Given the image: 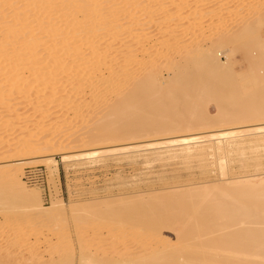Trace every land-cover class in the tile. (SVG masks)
Here are the masks:
<instances>
[{"label":"rangeland","instance_id":"1","mask_svg":"<svg viewBox=\"0 0 264 264\" xmlns=\"http://www.w3.org/2000/svg\"><path fill=\"white\" fill-rule=\"evenodd\" d=\"M206 1L180 0L183 3L178 2V6H176L179 7L180 5L179 9H182L180 10L182 13H179L180 11L175 12L174 7V10L172 9L170 4L173 6L176 4L172 3V0L167 3L168 6L167 4L164 5L166 8H170L166 9L169 13L165 18L171 16L172 18L169 19L178 18L179 21L182 19L184 26L186 25L185 27L181 26L183 23L173 25V30H170L172 33L166 39H169V43H167L172 46L171 48L168 46L167 49L159 45L152 48V51L140 52L146 46L145 42L153 41L159 36V30L156 29V22H154L159 19L157 17L158 11L156 15L154 14L149 18L151 23L144 22L142 12L138 13L140 17L135 16L133 19L127 18L122 21L123 26L128 25L130 22L133 23L135 19L141 21L143 24L139 27L145 31L139 29L138 34H132V38V35L128 37L126 27H123L120 30L122 32H119L125 45H128V43L131 45L132 43L136 48L133 49V46H131L130 52L131 54L135 52L138 55L136 56L137 60L133 65H128L131 67L129 68L131 72L133 70V74L136 73L135 76L132 74L135 80L142 77L151 67H161L163 64L158 84L166 92L169 89L175 91L178 84L172 82L171 72L164 70V68L166 69L164 64L172 60L169 57L173 58V56L176 57L178 54H182L194 44L208 46L216 42L220 36H229L230 34V37H232V33L234 34L237 30H240L245 23H252L253 25L254 22L253 26H256V22L250 20L251 15L248 14L250 15L248 17L246 13L255 12L260 7L264 11V0H234L233 4L229 3L228 0H215L212 3ZM244 1H250L251 4L249 2L246 5L251 6L241 7L240 3ZM155 2V5L152 2L151 6L154 5L152 7L159 9L162 2ZM219 7L223 10V12H220L222 14L210 17L208 13L213 8L216 10ZM224 7H227L226 11ZM132 8L134 9V7H130L129 10L132 11ZM135 8V10H138L141 7ZM246 18L249 19L246 20ZM196 20H200L201 24L197 25ZM257 25L258 28L260 24ZM262 25L259 29L256 28L258 31L255 30V34L254 32L252 34L245 33L249 35L248 37L246 35L247 39L242 35L239 37L241 39L238 38L237 40L238 36L236 37V34L239 32L237 31L234 34L235 42L232 41L230 45L229 43L222 45L224 48L222 46L216 48V50L219 49L217 54L219 62L222 66H224L223 64L226 65L224 68L220 66V70L217 71L225 72L228 83L231 82L229 79L236 77L234 80H236L235 82L238 81L237 86L239 84L241 88L248 90L249 84H247L245 74L249 70L248 64H252L250 62L257 63L258 61L259 63L257 48L253 43L258 37L257 34H259L258 38L264 39V24ZM178 26L186 28L187 31H184V28V30L178 31L181 30ZM149 29L152 30L151 34L148 31ZM181 32L186 34L183 33L182 35ZM122 33L130 39L123 37ZM253 34L256 37L255 39L254 37L252 39ZM136 35H138L137 38ZM154 36L155 38H153ZM242 37H244V40ZM248 39L250 41L252 39L253 42L247 41ZM128 40L129 42L126 44ZM136 40L139 43H135ZM141 40H143L142 43ZM141 45L142 47H139ZM138 47L141 49H138ZM135 50H138L137 53ZM190 57L192 58V56ZM190 57H185L187 61L182 57L183 60L182 58V61L180 60L183 63L182 65H186L187 71L190 68L189 71L191 72L199 71L197 65L201 61L200 58L193 56V59H191ZM226 58L228 61H226ZM144 61L146 64H144ZM123 63L119 64L122 65ZM227 66H229L230 71ZM260 67L258 64V68L261 69L260 74H262L264 71ZM229 74L232 77H229ZM123 80L125 84L127 83L126 79H121L120 91L126 89ZM170 85L175 87L171 88ZM121 86L124 88L122 89ZM150 91L152 94H150ZM150 91L147 90L141 96L142 99H136L135 104L137 107L131 112L144 108L152 100V103L148 104L156 108L157 115L154 114V109L148 106V110L153 111L150 110L151 113L149 112L151 116L148 119V124L153 126L162 119L158 112L166 108L168 102L167 99L162 100V102L161 99L159 100L160 94H156L152 89ZM179 91L177 93H180ZM184 92H182V97L177 94L179 100L176 103L178 102L179 105L177 104L174 111L172 109L175 115L180 111L179 107L182 108L181 104L185 105L189 103L188 101L192 102V99H199L196 97L197 93L195 91L196 94L192 93L193 91H186V93L194 94L193 96L196 99L191 94L184 95ZM12 95L15 94H8L5 97V102L12 103ZM213 95L208 99L201 100L209 117H213V119L217 117L216 119H218L224 110L229 109L233 112L236 110L241 116H243L242 112L246 114V111L242 108L243 105L241 106L240 103L226 101L219 92ZM151 96L152 98H150ZM38 99H43L42 95H38ZM148 99L149 101H147ZM154 99H157V101ZM58 108L56 103L52 102L38 111L30 110V112L23 113L22 119L19 121H9L7 118L10 117V112L0 106V133L3 130H9L10 132L6 135L2 133L0 137V166L14 165L19 168V176L23 181L25 192L36 195L45 210L44 213L34 215L29 209L15 208L16 203H18L17 200L15 202L8 200L10 198L8 189L0 182V192L7 193V196L4 194L6 198L3 196L6 201L2 200L7 202V209H2L0 204V264H192L195 261V264H263L261 262L263 261L262 258H249L242 245H235L237 251L232 248L233 251H231L229 250L230 245L228 247L227 244L228 249H224V243L227 241L228 234L246 224L244 227L264 229V194L260 195L264 191V133H255L252 130L244 131L221 138L218 141L199 140L184 147L174 144L157 147L138 146L125 150L102 151L73 159L63 158L62 156V154L85 152L91 149L119 146L127 143L143 144L149 140L153 141V139L180 134L184 136L195 133L206 134L212 130L223 131L239 125L247 128L259 121L253 118L252 120H242L243 117L240 118V115H237L240 119L237 120L236 117L233 123L227 125L219 123L214 127H212L213 125H210V127H207L208 125L206 127L199 126L186 132L172 131L162 134L147 132L143 133V136L140 135L138 138L132 137L131 139H123L111 133L112 135L107 141L91 142L89 140L91 131L88 130V127L93 126L95 114L92 115L90 112L91 114H86H90L89 117L71 120L69 118L70 112L62 115L60 114V108ZM237 109L242 111H237ZM148 110L145 111L148 113ZM45 111L52 114L42 119L41 116L47 114ZM145 111L144 113H146ZM130 115L124 117L125 119H118V123H128L127 126H130L131 122V125H133L135 122L132 123V121L136 120V117L128 120ZM37 116L41 117V120L35 119ZM153 122L155 123L153 124ZM37 130L43 132L36 136L32 135ZM41 141L53 144L45 151L30 148L29 151L19 155L21 152L19 147L21 148L22 145L29 146ZM39 168L43 172L44 183L41 185L26 184L23 179L24 171ZM246 179L250 184L253 183L252 186L249 184L251 188L247 185ZM235 183L237 186H235ZM248 191L251 195L246 194ZM260 191L261 193L258 194ZM61 201L64 204L63 208L56 210L55 205H58ZM166 205H172V207L169 206L172 212ZM160 208L162 209L160 210ZM131 209L138 211L139 215H143V218L146 217L145 220L143 219L144 224L141 225H147L149 221L152 223V220L153 223L157 222L155 217L153 218L154 213L152 214V210L149 211V209H153V212L160 211L157 214H161L164 219L159 221V230L155 234H150L146 230L143 231V228H141L143 226L138 225L140 220L137 221L138 219L131 217L129 211ZM113 210L114 213L117 212L111 218L112 221L103 218L106 211L108 213L113 212ZM235 217L241 219L243 223L240 225L238 222L237 224L232 222V224L229 223L224 226L226 218L227 220H233ZM146 222L147 224H145ZM184 225L192 229L196 227V231L191 229L192 231L188 232L189 229L187 230ZM122 227H130L133 231L132 236L121 237L119 230L114 231ZM262 238L264 239V236ZM28 248L32 250L30 256L26 253ZM12 252H19L16 253L19 256L9 259L8 253L13 255ZM21 253L23 255L20 256ZM2 256L5 258L4 260Z\"/></svg>","mask_w":264,"mask_h":264},{"label":"bare ground","instance_id":"2","mask_svg":"<svg viewBox=\"0 0 264 264\" xmlns=\"http://www.w3.org/2000/svg\"><path fill=\"white\" fill-rule=\"evenodd\" d=\"M155 1H160L159 3L162 2L160 7L158 6L159 9H156V7H152L156 3ZM203 1L207 2L206 0ZM210 1L212 3V1L215 0H208V2ZM235 1L228 0V2L231 4H233ZM152 2L155 3L151 6ZM168 2H171V0H0V106H3L8 112H10V115L8 114L10 117L7 119L9 121H19L22 119L23 113L30 112V110L38 111L45 105L55 102L56 107H59L60 109H58L61 110L60 114L63 115L68 114V112H70L69 118L71 120H75L77 118L81 119V117L84 118L86 116L89 117L91 113L92 115L93 113L95 114V122L93 126L91 124L92 127H88V130L91 131V137L89 138L91 142L107 141L112 134H114L115 136H119L123 139H131L132 137L138 138L140 137V135L143 136V133L147 132H152L155 134H162L165 132L172 131L186 132L189 130L196 129L199 126L206 127V125H208L207 127H210V125H213L212 127H214V125H217L219 123L227 125L231 122L233 123L236 117L237 120L243 117L242 120H252L253 118L259 121L253 124L252 126H248L247 128L242 125H239L233 128L225 129L223 131L212 130L207 132L206 134H186L187 136L180 134L170 137H161L156 140L153 139V141L149 140L147 142H144L143 144L127 143L123 145L121 144L119 146L114 145L104 148L91 149L85 152H73L70 154H62L63 158L69 159L89 156L102 151L125 150L138 146L157 147L166 144H174L184 147L188 146L191 143H196L199 140L208 142L218 141L221 138H226L234 134L251 130L255 133H264V121H260L264 120V73L260 74L261 69L258 68L259 64V66H261L260 68H262L264 71V39L258 38L259 34H257V38L254 36V31L259 29V27L264 24V11H262L263 8L261 9L260 7L259 10H255V12L251 11L252 13H246V15H251H248V17L250 16V20H254L256 22V26H253L254 22L252 21L253 25L252 23H243L245 26L243 25L241 29L238 28L240 30L236 29L237 31H239H236V37L238 36L237 40L242 35H244L245 39H247V37L249 36L247 34H252L253 32L254 34L252 35V39L253 37L254 39L256 38L253 44H255L257 48L256 52L258 55L259 63L258 61V64L252 61L250 62L252 63L251 65L248 64L249 70L247 74H245L247 76V84H249L248 90H246L245 88L243 89V87L241 88L239 84L237 86L238 81L235 82L236 80H234L236 79V77L234 78L229 74V77H232V79H229L232 83H228V80L226 81L227 76L226 74H224L225 72L217 71L218 69L220 70V66L222 65L217 57L219 49L216 50V48L221 47L222 45H227L228 43L230 45L232 41L235 42V32L234 34L232 33V37H230V34L229 36H220L221 38L219 37L216 42L208 46L194 44L195 46L193 45L182 54H176V57L173 56V58H171L168 56L169 59L172 60L164 64V67H166V69L164 68V70H167V72L169 70V73L171 72V80L173 83H177L178 87L176 86V88L174 86L175 91H170L169 89L168 92H166L165 90H162V87H160L158 84L161 70H163V64L161 66L162 69L160 66L151 67V69L147 70L142 77L138 78L137 80L134 79V77L132 76L134 71L132 70L131 72V69H129L131 67L129 66L130 64L133 65L134 62H136L135 60H137L136 56L138 55H136L134 51V54H131L130 52L132 48H136H134L132 43L131 45L128 43L129 40L126 42V44L128 43V45H125V42L121 39L122 37L120 36L119 32H122L120 30H122L123 27H126L128 29V37L133 33L134 35L135 33L138 34L137 32L140 29L139 26H141L143 22L135 19L133 23L130 22L128 25L123 26L122 21L127 18L133 19V17L135 18V16L137 17L140 15L138 13L142 12L141 15L143 14L142 16L144 17V22L151 23V20H149V18H151L154 14L156 15V12L158 11L159 16L157 15V17L160 21H154L156 22V24L153 22L155 24L156 29L159 30V36L157 34L158 38L147 43L145 42L146 46L141 49L139 48L142 47L141 45L138 47V49H141L140 52H148L149 50L152 51V48L157 47L159 45L160 47L162 46L164 49H167L169 46V39H166L169 38L170 34L172 33V31L170 30L173 28V25H175L176 23H183L182 19V21H179L178 18L169 19L172 18L171 16L169 18H165L167 13H169L168 10L166 11V9H168L169 7L166 8L164 5H166ZM178 2L183 3L180 2V0H172V3L176 4H174L175 6L170 4L172 6V9L173 7L174 9H176L175 12L182 10L181 8L179 9L180 5L179 7H177ZM249 2L250 1H244L240 3L241 7L251 6L246 5ZM226 5L229 6L230 4ZM130 7H134V9L132 8L134 11H130ZM135 7L141 8L135 10ZM163 8H165V10H163ZM218 9H220V7L216 10H214V8L213 10L210 9L211 11L208 13L209 16L215 17L221 15L222 13L220 12H223V10H221L222 8L220 10ZM224 9L226 11L227 7H224ZM170 12L173 13V11ZM179 13H182V11H180ZM247 19L249 18H246V20ZM193 23L195 24V22ZM258 23L260 24V26L257 28ZM196 24L200 25L201 21L196 20ZM181 26H184V23ZM184 27H179L181 30L178 31H182L184 29V31H187V29ZM150 29L148 31L151 34L152 30ZM257 31L256 33H258ZM127 35L124 34L123 37H127ZM137 36L138 35H136V38ZM128 37L127 39H130ZM132 37L133 35L131 36V38ZM153 38H155V36ZM242 39L244 40V37H242ZM252 39L251 41L249 39L247 41L253 42ZM142 42L143 40H141V43ZM135 43L139 42L137 41ZM131 46L133 47L131 48ZM171 46L169 47L171 48ZM157 49L159 50V48ZM190 56H192V58ZM193 56L199 57L201 60L197 65L199 71L191 72L189 71L191 68L187 71V67H185L186 65L183 66V63H181L183 58L190 57L191 59H193ZM226 57L228 58V55ZM186 58L185 61H187ZM145 61L144 64H146ZM226 61H228V59ZM119 63H123V66ZM223 65L226 66L225 64ZM224 66L222 67L224 68ZM228 67L229 66H227V69L229 70ZM139 71H141V69H139ZM135 74L133 75L135 76ZM121 79H126L127 82L126 85L124 80L122 81L124 82L123 85L125 84L126 86V89H123L124 87L122 88L121 86V88L123 89L122 91H120L119 89ZM170 86L171 88H174L172 87V85ZM150 89L154 90L156 94H160L159 96L161 97L159 98V100L161 99V101H164L165 99H167L168 102L167 106L165 105L166 108H163L158 112V115H161L162 119L157 124H154L155 122H153V126L148 124V119L151 116L150 110L154 109V114H156V108L150 105L152 103V100H150L151 103L148 102L150 104L147 103L144 108H141L139 104V107L141 109H139L138 107L139 110L133 112L134 114L131 112L135 107H137L135 104L136 99H142L141 96H143V94L146 93L147 90L150 91ZM178 91L180 93H177ZM186 91H193L192 93H194L195 91L197 94H194H196V97H198L200 100L198 98V100L192 99V102L188 101L189 103H186L185 105L181 104L182 108L179 107L180 111L175 115L172 112V109L174 111V108L178 104V102L176 103V101L179 100V96L182 97V92H184V95H186L188 93H186ZM217 92L223 95V98L226 101H229L230 103H240L241 106L243 105L242 108L246 111V114L242 112L241 114H243V116H241L240 113L236 112V110L233 112L229 109L226 111L224 110L221 117H219L218 119H216L217 117H215V119H213V117H209V115H207L205 112V105L203 106L201 100L205 98L208 99L209 97L214 96L213 94ZM192 93H189L187 95L191 94V96H193L194 94L192 95ZM8 94H15L14 96L12 95V103L5 102V97ZM150 94H152V92ZM177 94L179 95L178 98ZM38 95H42L43 99H38ZM152 96L150 98H152ZM149 99L147 101H149ZM155 101H157V99ZM148 106L151 107L150 110H148ZM145 110H148V113ZM144 111L146 113H144ZM237 111L242 110L237 109ZM47 112L45 111V113ZM130 112L131 115L129 114ZM87 113H90L88 114L89 116L86 115ZM51 114L52 113L50 112L46 115H42L41 117L42 119H44ZM128 115H130V118L128 120H131L136 117V120L132 121V123L135 122L133 124L134 126L131 125V122L130 126H127L128 123H118V119H125L124 117ZM237 115H240V118H238ZM41 117L37 116L35 119L41 120ZM144 122H146L148 125H145L146 123ZM3 131L0 133V137L2 133L4 135L10 133L9 130H5L4 132ZM42 132L37 130L32 135L36 136L38 134H41ZM52 144L53 143L41 141L29 146L22 145L21 148L19 147V150L21 152L18 153L19 155L23 154L29 151L30 148L45 151V149L50 147ZM19 174V168L14 165L0 166V182L1 184L5 185L8 189V195L10 197L8 200L14 202L15 200H17L16 202L18 203H16L17 205H15V208L29 209L33 212L34 215L44 213L45 210L39 202V198L34 194L25 192L26 190L23 187V181L21 180ZM240 182L242 181L240 180ZM249 184L250 183L248 182V186L253 185V183H251L250 185ZM235 186H237V184ZM260 193L261 191L258 192V194ZM4 194L5 193L3 191L0 192V204L2 209H7V202H4L6 200L3 199ZM6 194L5 196H7ZM246 194L251 195L249 191L246 192ZM263 194L264 191L260 195ZM63 206L64 204L61 201L58 205H55L54 208H56L57 210L58 208H63ZM166 206L169 207L170 205ZM170 207H172V205ZM170 207L168 209L172 212V209H170ZM157 209L159 210V208ZM161 209L162 208H160V210ZM150 210H152V214L154 213L153 218L155 217V220L157 222L153 223L152 220V223L151 221L148 222L149 224H147L146 222L145 224L147 225H141L144 224V220L146 217L143 218V215H139V212L135 209H131L129 211L131 217H135V219H138L137 221L140 220V224H137L139 226H143L141 227L143 228V231L146 230L147 232L149 231L150 234H155V232L159 230V221L164 218L161 217V214H157L160 213V211L153 212V209H149V211ZM116 212L117 211H115V213ZM171 212L169 211V213ZM115 213L114 210L113 212L108 213L106 211L103 218H108L109 221H112L111 218H113V215ZM162 214L164 215L165 213ZM236 220H239V218L235 217L233 218V220H227L226 218V221L228 222L225 221L224 226L228 225L229 223L232 224V222H234V224H237L238 222L240 223V225L241 223H243L241 219L239 221ZM244 226H242V228L240 227V229L236 231L234 230L235 232L232 231L231 234H228L229 236L227 237V241L224 243V249H228L227 246L229 247L230 245L229 250L237 251V246L235 245H242L245 251L247 252L246 254L249 258H262L263 261L261 262H263L264 264V239L262 238V236H264V229L254 228L253 226V228L249 226ZM184 227H186L187 230L189 229L188 232L192 230L196 231V227H193L194 229L188 227L187 225H184ZM117 230H119V235H122L121 237H131L133 233L130 227H122L121 229H116L114 231ZM31 252L32 250H30V248H28V251H26L28 256H30ZM16 253H13V255L8 253L9 259L11 257L14 258V256H19V254ZM21 255L23 254L21 253L20 256ZM4 259L5 258L3 257V260ZM195 262L193 263L195 264Z\"/></svg>","mask_w":264,"mask_h":264},{"label":"built area","instance_id":"3","mask_svg":"<svg viewBox=\"0 0 264 264\" xmlns=\"http://www.w3.org/2000/svg\"><path fill=\"white\" fill-rule=\"evenodd\" d=\"M23 179L28 185H41L44 183L43 172L40 168L24 171Z\"/></svg>","mask_w":264,"mask_h":264}]
</instances>
